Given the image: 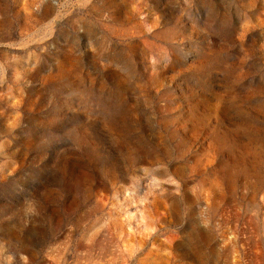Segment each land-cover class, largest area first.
Listing matches in <instances>:
<instances>
[{
	"label": "rangeland",
	"instance_id": "rangeland-1",
	"mask_svg": "<svg viewBox=\"0 0 264 264\" xmlns=\"http://www.w3.org/2000/svg\"><path fill=\"white\" fill-rule=\"evenodd\" d=\"M0 264H264V0H0Z\"/></svg>",
	"mask_w": 264,
	"mask_h": 264
}]
</instances>
